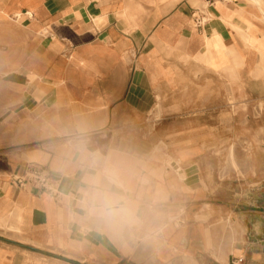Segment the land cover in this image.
I'll return each instance as SVG.
<instances>
[{
	"label": "crops",
	"instance_id": "0c3cea01",
	"mask_svg": "<svg viewBox=\"0 0 264 264\" xmlns=\"http://www.w3.org/2000/svg\"><path fill=\"white\" fill-rule=\"evenodd\" d=\"M258 104L264 0H0V264H264Z\"/></svg>",
	"mask_w": 264,
	"mask_h": 264
},
{
	"label": "rangeland",
	"instance_id": "374dc122",
	"mask_svg": "<svg viewBox=\"0 0 264 264\" xmlns=\"http://www.w3.org/2000/svg\"><path fill=\"white\" fill-rule=\"evenodd\" d=\"M235 111L238 112H242L244 111V105L243 104H238L235 105ZM238 107V109H237ZM255 114H256V119L254 121L253 124H255V128H254V132L253 134H249L246 135L245 130L244 133L241 132V129L239 130L241 133H239L236 137H232V142L235 143V145H237V147L242 151H230V152H223V158L226 159H230V157L233 160H238L241 162H244V166L243 167H238V168H231V167H224L222 169L224 176L230 175L232 172L237 173L239 177H244L246 178L248 175H252L253 173V168L251 167L252 164H249V166L247 165L246 161H255L256 162V166L260 169V170H264V151L262 150H258L256 152H246V147L248 145V143H253L255 145L256 148L260 149L261 147H264V129H263V125H264V120L261 118L260 115L262 112V105L258 104L255 108H254ZM240 123H245L246 121L240 120ZM243 149L245 151H243ZM250 167V168H249Z\"/></svg>",
	"mask_w": 264,
	"mask_h": 264
},
{
	"label": "built area",
	"instance_id": "2783aa9c",
	"mask_svg": "<svg viewBox=\"0 0 264 264\" xmlns=\"http://www.w3.org/2000/svg\"><path fill=\"white\" fill-rule=\"evenodd\" d=\"M12 183L20 188L33 187L45 191L53 197L58 193L57 181L41 167H27L22 175L12 178ZM237 262H242V259L238 258Z\"/></svg>",
	"mask_w": 264,
	"mask_h": 264
},
{
	"label": "clouds",
	"instance_id": "9594fccd",
	"mask_svg": "<svg viewBox=\"0 0 264 264\" xmlns=\"http://www.w3.org/2000/svg\"><path fill=\"white\" fill-rule=\"evenodd\" d=\"M100 197L102 209L108 215H116L121 211V209L117 207V202L114 199H112L106 194H100Z\"/></svg>",
	"mask_w": 264,
	"mask_h": 264
}]
</instances>
